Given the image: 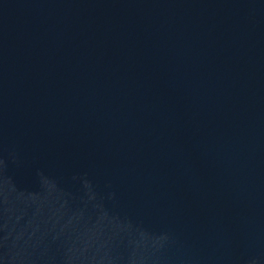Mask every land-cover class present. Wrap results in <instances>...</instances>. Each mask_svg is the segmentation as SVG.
<instances>
[{"label": "water", "instance_id": "water-1", "mask_svg": "<svg viewBox=\"0 0 264 264\" xmlns=\"http://www.w3.org/2000/svg\"><path fill=\"white\" fill-rule=\"evenodd\" d=\"M0 264H264V0H0Z\"/></svg>", "mask_w": 264, "mask_h": 264}]
</instances>
